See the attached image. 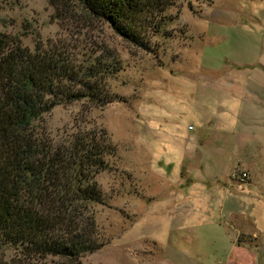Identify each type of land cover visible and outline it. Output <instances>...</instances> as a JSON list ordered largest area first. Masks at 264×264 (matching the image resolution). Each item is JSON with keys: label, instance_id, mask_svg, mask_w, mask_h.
<instances>
[{"label": "rangeland", "instance_id": "374dc122", "mask_svg": "<svg viewBox=\"0 0 264 264\" xmlns=\"http://www.w3.org/2000/svg\"><path fill=\"white\" fill-rule=\"evenodd\" d=\"M164 17L163 30L145 52L106 26L82 28L79 12L57 0H0V34L22 47L59 40L79 50L89 38L92 49L102 47L121 60L122 69L108 80L114 102L102 108L83 101L58 105L35 125L57 141L85 120L86 129H104L115 148L95 177L104 204L93 208L94 219L105 245L76 262L50 257L42 264H264L260 226L241 217L225 222L222 203L209 204L201 191H195L192 210L186 171L196 169L197 154L187 150L188 164L185 157L172 158L163 144L186 140L187 127L219 136L217 102L225 96L221 86L229 84L218 77L264 71V0L179 1ZM206 118L214 123L202 128L198 123ZM240 173L233 172L236 185L245 182ZM234 208L228 201L223 210Z\"/></svg>", "mask_w": 264, "mask_h": 264}, {"label": "trees", "instance_id": "16d2710c", "mask_svg": "<svg viewBox=\"0 0 264 264\" xmlns=\"http://www.w3.org/2000/svg\"><path fill=\"white\" fill-rule=\"evenodd\" d=\"M179 1L190 0H57L79 12L82 28L106 26L145 52ZM58 41L29 50L0 34V264L76 262L105 245L93 208L104 204L95 177L115 152L109 135L81 120L54 141L35 125L58 105L114 102L108 80L121 60L102 47L78 50Z\"/></svg>", "mask_w": 264, "mask_h": 264}, {"label": "crops", "instance_id": "0c3cea01", "mask_svg": "<svg viewBox=\"0 0 264 264\" xmlns=\"http://www.w3.org/2000/svg\"><path fill=\"white\" fill-rule=\"evenodd\" d=\"M254 65L258 67L259 64ZM259 68L264 70V66ZM218 79L229 84L225 87L221 86L225 96L218 98L217 102V112L219 111L221 115L219 122L214 126H218L219 136L212 137L205 133V129L197 127L188 129L187 127L190 133L186 140L175 144L164 141L163 144L166 145L165 150L172 158L184 159L185 157V160H189L188 164L192 158L186 157L187 150L197 154V157L193 156L196 169L186 171L187 186L191 193V197L186 199L192 210L197 204L194 197L195 191H201L209 204L211 200L222 203L219 210L221 215H224L225 222L232 218H245L251 224L260 226L258 232L263 239L264 71L220 75ZM201 117L198 116V118ZM212 123H214L212 120L206 118L201 119L198 124L205 128ZM223 136L225 138H222ZM157 143L161 142L158 140ZM211 150L212 155L209 156ZM167 165L173 168L172 164ZM235 171H241L247 175L245 182L241 185H236L234 182L236 181V178H233ZM200 176L205 180H195V177ZM228 201L236 206L232 211L223 210ZM244 202L247 206L243 205Z\"/></svg>", "mask_w": 264, "mask_h": 264}, {"label": "built area", "instance_id": "2783aa9c", "mask_svg": "<svg viewBox=\"0 0 264 264\" xmlns=\"http://www.w3.org/2000/svg\"><path fill=\"white\" fill-rule=\"evenodd\" d=\"M188 129H191L190 127H188ZM238 177H239V179L241 180V181H245V179L247 178V175L245 174V173H240L239 175H238Z\"/></svg>", "mask_w": 264, "mask_h": 264}]
</instances>
